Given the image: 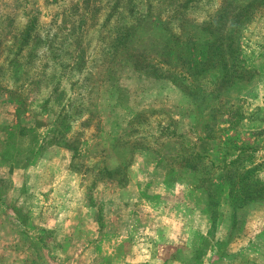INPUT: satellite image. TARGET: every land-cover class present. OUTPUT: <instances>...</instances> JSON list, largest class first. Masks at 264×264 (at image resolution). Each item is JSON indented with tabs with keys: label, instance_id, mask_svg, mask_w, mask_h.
<instances>
[{
	"label": "rangeland",
	"instance_id": "obj_1",
	"mask_svg": "<svg viewBox=\"0 0 264 264\" xmlns=\"http://www.w3.org/2000/svg\"><path fill=\"white\" fill-rule=\"evenodd\" d=\"M248 1L176 0L170 7L168 0H0V150L3 147L5 151L0 170L36 169L32 176L35 183L19 196L31 210L39 211L35 217L27 213L21 216L25 209L17 204L15 211L19 212L18 219L26 233L22 236L12 219L0 215V226L10 238L25 241L30 237L32 240L28 241L40 244L33 240V235L47 240L48 234L41 228L56 227V247H51L49 253L48 247L41 244L40 261L47 260L49 253L57 264L75 260L81 263L80 258H75L74 249L68 248V239L59 234L70 213L68 180H72L79 189L71 208L73 221L84 218L86 208L92 226L98 216L93 199L98 187L109 193L99 200L102 212L112 211L119 199L118 189L129 188L128 195L123 194L125 201L133 202L129 207L132 225L139 221L140 206H148L158 214L168 206L172 214L183 216L186 228L191 229L186 245L188 264H194L195 257L203 260L212 246V236L219 242L216 251L211 252L218 264H264V205L234 211L223 203L225 195H220L214 204L205 187H197L204 178L216 183L223 160L230 157L225 154L235 145L247 146L235 154L244 155L245 160L252 154L245 165L264 181V6H259L260 0H255L247 10L248 21H239L232 28V5ZM147 15L152 23L147 21ZM138 20L145 24L139 23L141 30H136V35L157 40L176 34L186 44L203 34L202 27L210 25L217 36L223 30L231 36L229 64L234 63L251 77L238 76L229 98L214 103L221 115L216 116L214 135L205 145L201 140L205 136L207 113L199 116L193 101L169 80L155 79L147 71L134 69L122 59L123 55L110 50L115 33ZM32 23L36 28L33 35L39 37L40 43L30 42L24 49L20 81L16 85L9 79V62L22 39L21 32ZM35 46L38 48L30 51ZM232 49L238 50L230 57ZM29 53L34 58L31 64H27ZM108 67L112 77L106 75ZM44 75L46 83L31 84ZM4 88L15 89L26 98L28 109L17 112L14 98ZM20 128L35 131L22 135L18 133ZM8 129L15 136L2 146ZM192 148L204 155L200 166L204 163L211 169L208 175L201 171L195 175L178 171L177 177L168 174L166 161L186 157ZM16 155H20L17 164ZM118 168L126 169L121 179L110 175ZM6 178V183L0 185V194L11 186V178ZM24 196L27 199H22ZM104 215L109 216L107 212ZM200 215L211 220L212 236L193 240L192 227L206 230L207 224L200 220ZM244 221L247 226L242 232ZM110 223L113 225L112 219ZM247 232L251 239L245 245L249 247L247 251L226 263L230 243L236 237L241 241L243 236L247 239ZM75 236H81L79 230ZM108 241L113 239L109 237ZM93 247L91 250L97 255ZM212 259L205 257L203 262L209 264Z\"/></svg>",
	"mask_w": 264,
	"mask_h": 264
},
{
	"label": "trees",
	"instance_id": "obj_2",
	"mask_svg": "<svg viewBox=\"0 0 264 264\" xmlns=\"http://www.w3.org/2000/svg\"><path fill=\"white\" fill-rule=\"evenodd\" d=\"M249 1L239 6L232 5L231 8L235 10L233 14L235 25L232 28H235L239 21H241V24L244 21H248L250 13H247V10H250L255 3V0L250 3ZM168 2L171 7L176 0H168ZM262 5L264 6V0H260L259 6ZM133 11L134 9L131 10V12ZM146 17L150 23L152 20L150 15ZM156 20L159 19L156 18ZM138 21L140 22H136L130 26H127L129 24H125V26L115 33L109 46L110 50L114 51L116 55H123L121 56L122 59L130 62L134 69L147 71L155 79L162 78L169 80L185 96L193 101L199 116L202 113H207L203 126L205 136L201 140L202 145H205V141L211 140L214 135L213 130L217 126L216 116L221 115L219 108L214 106V103H219L229 98L231 89L234 90L237 86L238 76L249 77V79L251 77L249 72L241 70L234 63H232V66L229 64L228 47L231 43V36L226 34V32L224 33V30L221 31L220 36H217L213 30H210L213 29L212 25H210L209 28L202 27L201 33L203 34L196 36L194 39L191 38L186 44L176 34H169L165 39L157 40L153 37L149 38L146 35L137 36L136 30H141L140 24L144 23V20ZM209 30L213 32H209ZM34 31H36V28H34L33 23L24 28L21 32L22 39L17 42L15 54L9 62L11 68L9 79L16 85L20 81V72L23 67L21 62L23 56L21 55L24 49L29 46L30 42L35 45L40 43L39 37L33 35ZM145 33L147 32L143 31V34ZM36 48L38 46H35L30 51H34ZM237 50H230V57ZM33 59V53H29L27 64H31ZM106 72H108L107 76L112 77V70L110 71L109 67ZM217 73L219 74L216 75ZM46 78V75H44L42 80H32L31 84L33 85L34 83V86H38L43 82L46 83ZM206 87H208V91L203 90ZM15 89L18 90V87H15ZM15 89L9 90L4 88L3 91L14 98L17 104V112L24 109L27 110L28 104L25 100L26 98L17 94ZM34 131L33 129L20 128L18 133H22L23 135L25 132ZM7 132L8 138L5 142H1L2 146H5L9 139L12 141L13 136H15L10 129ZM228 141L231 142L232 140ZM237 147L236 145L231 146V152L225 154V157H228V155L230 157L223 160V165L219 168L220 173L216 179V183H212L210 179L204 178L200 180L202 181L200 186H197L199 188L205 187L207 196L214 204L220 199V195H225L223 203L229 205L234 211L245 210L257 204L264 205V181L255 176L254 169L245 165L246 161L251 159L252 154L245 160L244 155L239 156L235 152L239 151L241 153L247 146ZM198 152L192 148L186 157L183 156L180 159L179 157L169 158L170 163L166 161L167 164L165 165L168 168V174L170 172L171 175L177 177L178 171L184 174L194 173V175L198 171H201V173L204 172L208 175L211 169L206 167L204 163L200 166L204 155ZM4 153L5 151L2 147L0 150V161H4ZM19 157L20 155H16L14 163H18ZM125 170V168H118L117 171L110 172V175L121 179ZM206 214L209 215V213Z\"/></svg>",
	"mask_w": 264,
	"mask_h": 264
},
{
	"label": "crops",
	"instance_id": "obj_3",
	"mask_svg": "<svg viewBox=\"0 0 264 264\" xmlns=\"http://www.w3.org/2000/svg\"><path fill=\"white\" fill-rule=\"evenodd\" d=\"M36 169L31 167L26 170H15L13 172L9 169L2 168L0 170V185L1 183H6V177L11 178V186L9 187L10 192L0 194V215L4 219H12L17 225L15 228L18 235L22 236L26 234L19 221V212L15 211L17 204H21V207L25 209L21 216L27 215L35 217L39 215V211L31 210V207L24 204L23 200H20V196L26 193L35 180L32 178L35 175ZM69 174V173H68ZM39 175V174H38ZM37 176V174H36ZM30 177L32 179H28ZM78 186L72 180H68V218L66 217L64 223L62 224V230L59 233L63 236L62 239H68V248L74 249L75 258H80L81 263L75 261L68 262V264H188L187 257L189 256V250L186 248L187 239L190 237L191 229H187L185 226V219L182 215L172 214V208L165 206L162 208V213L154 212L148 206H140L139 208V221L136 222L135 226L133 224L132 216L129 212V207H131L132 201H125L126 195H128V188L125 191H118L116 195L119 199L115 203L112 211H100L102 207V202L99 200L102 197H106L109 193L104 192L105 189L98 187L94 191V200L96 201V215L98 214L96 220L92 221V226H89L90 219L87 217V209L83 213L84 218L76 222L74 220V214L71 208L75 204L73 200L76 199L75 192L78 191ZM132 191V190H131ZM124 193L126 195L124 196ZM20 195V196H19ZM146 197H149L146 194ZM152 197V196H150ZM22 199H27L25 196ZM18 201H20L18 203ZM23 203V205H22ZM139 207V206H138ZM40 209V208H39ZM95 209V207H94ZM94 209L92 211H94ZM247 210V209H245ZM109 214L108 217L104 213ZM104 215V216H103ZM199 215V214H198ZM55 217V216H54ZM200 220L203 222L201 215ZM113 220V225H111L110 220ZM204 222L206 225V230L203 232L201 228L192 227V239L201 240V237H211L212 235V223L211 220L206 217ZM227 223L224 219L223 225ZM247 224L244 221L242 225V232L246 228ZM80 228V229H79ZM48 234V239L45 240L39 236L37 238L33 235V240L39 242L36 244L28 241L32 238H27L25 241L21 240L19 237L16 241L10 238L7 230L0 226V264H57L59 263L52 255L51 247H56L54 243V236L57 234L55 228H41ZM80 231L81 236L76 237L77 231ZM248 230V229H247ZM91 231V232H89ZM91 234L89 239L88 235ZM109 235V236H106ZM229 233H227L228 237ZM260 235V234H258ZM113 239L107 242L108 238ZM243 241L239 237H236V241H232L228 246V257L225 258V262L239 258L243 256L242 253L246 252L247 248L245 245L247 241H251L248 237H242ZM258 238V237H257ZM260 238V237H259ZM218 239L212 236V246L208 247L205 252L203 260L195 257L194 264H204L205 257L212 259L214 256L211 252H215ZM110 243V244H108ZM41 244L46 245L48 248V254L46 255L47 260H41ZM40 245V246H39ZM53 245V246H52ZM238 247H234L237 246ZM92 246L94 250L98 251L95 255L91 250ZM234 247V248H233ZM118 248V249H117ZM120 248H123L122 250ZM234 249V250H232ZM119 250V251H118ZM195 250V249H194ZM123 251V252H122ZM195 251H193V254ZM195 256V255H194ZM89 257H91L90 260ZM85 260V262H83ZM88 260V261H86ZM43 261V262H42ZM209 264H218L216 259L209 261ZM261 263V261L259 262Z\"/></svg>",
	"mask_w": 264,
	"mask_h": 264
}]
</instances>
